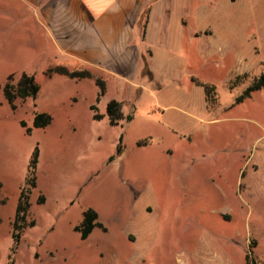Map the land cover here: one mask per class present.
<instances>
[{"label":"rangeland","instance_id":"374dc122","mask_svg":"<svg viewBox=\"0 0 264 264\" xmlns=\"http://www.w3.org/2000/svg\"><path fill=\"white\" fill-rule=\"evenodd\" d=\"M155 4L141 36L128 24L124 49L77 51L67 19L0 0V264H264V87L244 93L264 75V0ZM56 67L92 78L49 76ZM23 74L39 92L11 110L2 90ZM36 114L50 124L34 129ZM87 210L101 227L83 240Z\"/></svg>","mask_w":264,"mask_h":264},{"label":"crops","instance_id":"0c3cea01","mask_svg":"<svg viewBox=\"0 0 264 264\" xmlns=\"http://www.w3.org/2000/svg\"><path fill=\"white\" fill-rule=\"evenodd\" d=\"M16 1L28 7L38 18L47 20L48 23L54 19H67L70 32L78 33L77 37L74 35L71 43V48L77 51H105L113 48L111 45H120L119 48L124 49L125 45L131 42L128 35L130 28L128 24L133 20L137 22V26L140 25V29L143 28L138 32L141 36L142 32L146 31L150 15L154 12L152 4L156 5L155 3L159 2V0ZM150 4L151 10L149 11ZM154 13L156 14V12ZM87 29L93 32L92 38L79 37ZM95 35L98 36L97 39H94ZM103 41H108L111 44L105 48L102 45ZM133 56L129 65L133 63Z\"/></svg>","mask_w":264,"mask_h":264},{"label":"trees","instance_id":"16d2710c","mask_svg":"<svg viewBox=\"0 0 264 264\" xmlns=\"http://www.w3.org/2000/svg\"><path fill=\"white\" fill-rule=\"evenodd\" d=\"M56 74L61 77H65L69 80H87L91 79L92 76L86 71H74V70H68L64 67H56L48 71V75ZM12 79L8 78L7 83L4 85L2 93L4 96L5 101L7 102V105L11 110L15 109V101L21 100H35L36 96L39 92V86L35 83V80L32 76L23 74L19 78V80L15 84H11ZM100 83L96 81V85H99ZM100 87V86H99ZM261 87H264V75L261 77V80L257 84V80H254L252 85H250L245 90V94L248 96L250 92H252L255 89H260ZM101 94H102V87ZM207 94H210L207 87L205 88ZM100 94V95H101ZM209 96L207 95V98ZM241 100L238 99L237 101ZM121 104L117 101H111L106 105L105 108V116L107 118V123L110 127H117L120 122H122L125 117L122 114L121 111ZM90 110L94 111L95 107H91ZM103 118V116H100L98 114L93 115L94 121H100ZM130 119L129 117L127 118ZM50 117L46 114H36L33 118V128L34 129H44L50 124ZM22 127H25L24 123H21ZM26 133L30 134L31 129L26 128ZM122 137L119 139V143H121ZM120 146L117 147L116 153H119ZM38 159V150L37 148L34 149L29 165H28V175H27V182L25 184V189L23 190V193L21 194V197L18 201L14 220L12 223V253L16 250V248L19 245L20 241V233L25 227V217L26 213L29 208L28 204V197L30 194V188L34 187V174H35V167ZM33 225V223H32ZM95 227H101L100 224L97 223V214L92 210H87L83 213V220L80 226L75 227V232L80 233L81 239H86L93 229ZM246 263L247 264H254L253 261L251 263L249 262V257L246 256Z\"/></svg>","mask_w":264,"mask_h":264}]
</instances>
